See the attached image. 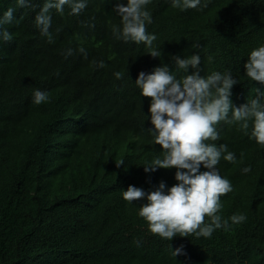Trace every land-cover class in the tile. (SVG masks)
<instances>
[{
  "label": "trees",
  "instance_id": "1",
  "mask_svg": "<svg viewBox=\"0 0 264 264\" xmlns=\"http://www.w3.org/2000/svg\"><path fill=\"white\" fill-rule=\"evenodd\" d=\"M44 2L0 0V16L14 9L3 26L12 39H0V264H264V146L236 124L221 121L219 139L210 141L236 156L216 166L233 186L218 211L228 229L169 241L138 215L144 201L122 195L129 185L151 191L160 181L177 183L174 167L144 171L163 152L147 130L150 98L135 85L138 73L168 64L181 78L186 73L176 72L171 56L199 54L201 75L230 73L238 80L234 106L246 103L255 89L264 91L243 67L264 44V0H208L184 11L152 0L146 31L155 34L160 58L113 34L117 0H87L79 15L68 5L50 10L49 42L35 23ZM36 89L49 101L34 104ZM239 213L247 219L232 224ZM180 246L184 254L173 257Z\"/></svg>",
  "mask_w": 264,
  "mask_h": 264
},
{
  "label": "clouds",
  "instance_id": "2",
  "mask_svg": "<svg viewBox=\"0 0 264 264\" xmlns=\"http://www.w3.org/2000/svg\"><path fill=\"white\" fill-rule=\"evenodd\" d=\"M16 3L26 7L31 0H16ZM151 3L152 0H126V3L117 0L114 11L120 17V26H113V34L125 42L143 43L147 54L160 58V51L153 46L155 34L146 31V25L152 22L148 10ZM207 3L208 0H171L172 7L181 11L199 10L207 7ZM65 5L69 6L70 14L79 15L86 8L87 0H45L35 16L37 27L49 42L52 40L50 10L63 13ZM13 12L14 9L8 8L0 16V39L5 41L12 39L11 33L3 26L12 22ZM79 51L85 53L83 47ZM71 54L72 49H68L66 55ZM171 58L176 72L182 71L186 75L177 78L169 65L163 64L149 73L140 71L135 85L141 97L150 98L148 111L152 127L147 130L163 152V158L157 157L146 163L144 171L149 173L157 168L174 167L177 183L167 187L160 181L151 191L129 185L122 195L129 203L144 201L138 215L147 222L151 233L169 241L173 237H188L190 234L208 238L214 230L230 227L229 220H222L218 211L222 207L221 196L233 191V186L220 175L216 166L221 157L225 161L236 162L235 153L228 151L226 144L217 145L210 141L219 139L217 125L225 121L236 124L250 139L264 146V91L255 89V97L236 107L232 89L238 80L230 73L213 71L206 76L201 75L199 54L194 53L187 58L173 55ZM98 66L103 67L104 62L100 61ZM243 67L251 81L264 84V44L250 51ZM115 76L121 78V73L117 72ZM49 99L47 91L34 90V104L39 105ZM250 171L251 166L242 169L244 173ZM206 216L210 223L205 222ZM229 219L232 224H239L247 217L239 213ZM183 254V246L171 248L173 257Z\"/></svg>",
  "mask_w": 264,
  "mask_h": 264
}]
</instances>
